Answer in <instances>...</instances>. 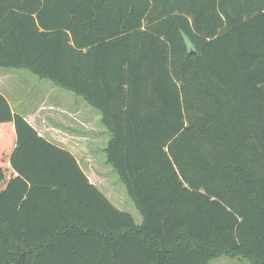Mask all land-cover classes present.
Segmentation results:
<instances>
[{
  "label": "trees",
  "instance_id": "trees-1",
  "mask_svg": "<svg viewBox=\"0 0 264 264\" xmlns=\"http://www.w3.org/2000/svg\"><path fill=\"white\" fill-rule=\"evenodd\" d=\"M0 67L96 113L141 216L0 92V264H264V0H0Z\"/></svg>",
  "mask_w": 264,
  "mask_h": 264
},
{
  "label": "rangeland",
  "instance_id": "rangeland-1",
  "mask_svg": "<svg viewBox=\"0 0 264 264\" xmlns=\"http://www.w3.org/2000/svg\"><path fill=\"white\" fill-rule=\"evenodd\" d=\"M50 84V86H46ZM0 92L5 93L10 100V104L16 110L21 112L25 110H32L37 108L40 104H46L52 102L61 94L64 96L63 100L69 101V96H72L71 92H67L63 89L55 87L49 80H41L31 73L23 69H5L0 67ZM46 96V97H45ZM19 97V98H17ZM34 97V98H33ZM49 98V99H48ZM61 98V96H60ZM27 101V105L19 101ZM62 99V98H61ZM61 99H56L59 101ZM36 100V101H35ZM84 102V101H83ZM32 103V104H31ZM51 104V103H50ZM28 107H26V106ZM68 105V104H67ZM49 106V104L47 105ZM60 111V108H57ZM63 117L60 118L49 110V113H44L37 121L36 125L38 127L43 126L47 128L46 135H51V129L49 126L59 127L63 131L61 136L56 138L57 141L62 143V145L73 146L77 150L82 149L79 146H83V136L85 128L82 125H78L79 121L84 119L81 116L62 113ZM93 126L95 127V132L101 134L102 136L105 131H103L102 125L97 119L96 113L92 114ZM41 125V126H40ZM70 134V136L68 135ZM98 136H95L98 137ZM98 143V142H97ZM103 142L98 143L91 150H83L85 153L78 155L79 161L83 170L86 172L89 180L98 184L106 193L114 196L115 202L118 208L130 212L133 215L135 222H141V216L137 209L135 208L133 202L128 198L125 193V187L120 181L116 172H113L110 166L107 165L104 158L99 154V149L102 148ZM88 151V152H87ZM89 157V159H86ZM117 180V182H115ZM116 183H119L123 191L118 189ZM126 209H125V208ZM209 264H251L247 259L241 257H230V256H219L210 260Z\"/></svg>",
  "mask_w": 264,
  "mask_h": 264
},
{
  "label": "crops",
  "instance_id": "crops-1",
  "mask_svg": "<svg viewBox=\"0 0 264 264\" xmlns=\"http://www.w3.org/2000/svg\"><path fill=\"white\" fill-rule=\"evenodd\" d=\"M46 86H50V84H47ZM2 93V92H1ZM5 95V97L7 98V100L9 101L10 103V100L9 98L6 96L5 93H2ZM61 96V98H60ZM59 97H57L56 99H61L59 101H56L55 100H52V102H49L47 103V105L49 104V106H47L46 104H40L38 105L37 108H34L32 110H25L23 112L19 111V110H16L12 107L13 111H16L20 114H22L25 119L38 131V133L42 136H44L45 138H47L48 140L58 144V145H61L63 147H66L67 149H69L73 154H75L77 156V158L79 159L78 155L82 154L83 151H80L77 150L76 146L73 147V146H68V145H62V143H60L59 141L56 140V138H58L59 136H61L62 134V130L61 128L59 127H54V126H49L51 129V135L48 136L46 135V132H47V128H43V126L41 127H38L36 125L37 121H39V118L41 117L42 114L44 113H49V110H52V113L56 116H58L60 118V115L63 117L62 113L65 112L66 114H70V115H76V116H81L83 117L84 119L80 120L79 121V124L78 125H82V127L84 128L85 126H87V124L89 123V118H85L86 116H89L90 118H92V114L94 113H84L83 110L80 111L79 107H81V102L79 101V99H75L73 96H69V101H66V100H63V95L61 94ZM46 97V96H45ZM19 98V97H17ZM34 98V97H33ZM49 99V98H48ZM19 101L23 102V104H26L27 105V101L26 100H22L20 99ZM36 101V100H35ZM51 103V104H50ZM32 104V103H31ZM68 104V105H67ZM25 105V106H26ZM28 107V106H26ZM57 108H60V111L57 110ZM83 109V108H82ZM86 110V108H84ZM88 111V109H87ZM68 135L70 136V134L68 133ZM62 137V136H61ZM80 147V146H79Z\"/></svg>",
  "mask_w": 264,
  "mask_h": 264
}]
</instances>
